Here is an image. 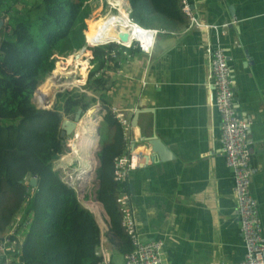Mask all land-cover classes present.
I'll list each match as a JSON object with an SVG mask.
<instances>
[{"label":"crops","instance_id":"1","mask_svg":"<svg viewBox=\"0 0 264 264\" xmlns=\"http://www.w3.org/2000/svg\"><path fill=\"white\" fill-rule=\"evenodd\" d=\"M187 2L201 26L190 25L185 17V23L173 31L159 29L162 32L154 38L149 54L135 47H117L115 52L120 53L110 64V88L104 99L115 118L116 113L122 114L129 125L123 132L121 155L137 146L130 141L140 140L149 146L153 136L173 155L167 161L152 155L154 160L148 167L125 178V193L129 194L141 241H162L169 264H241L246 251L233 194V173L219 146L220 117L208 97L207 49L217 46L226 51L234 81V104L250 124V189L264 228V0ZM124 7L129 11V0H124ZM223 24L228 26L222 28ZM211 26L220 27L222 32L216 33ZM83 59L89 65L88 76L90 50ZM84 76L80 73L78 78ZM87 76L76 87H83ZM135 113L136 125L132 127ZM97 137L95 170L99 167L98 153L103 143L111 140V131ZM88 140L83 141L86 146ZM71 155L76 159L72 151ZM19 237L22 245L23 235L19 233ZM107 248L117 249L110 241ZM18 264H24L19 257Z\"/></svg>","mask_w":264,"mask_h":264},{"label":"trees","instance_id":"2","mask_svg":"<svg viewBox=\"0 0 264 264\" xmlns=\"http://www.w3.org/2000/svg\"><path fill=\"white\" fill-rule=\"evenodd\" d=\"M97 1L0 0L3 25L0 31V236L21 215L17 233L23 235V241L18 256L24 264H98L100 261L96 255L99 226L52 165L68 152L66 138L60 135L63 119H71L78 109L84 114L96 101L105 112L101 130L111 131V140L103 143L98 153L95 197L109 218L110 243L123 255L132 249L116 205L118 195L128 188L126 183L113 178V160L125 147L123 127L104 99L110 88V64L115 63L119 46L89 48L91 69L83 89L92 95L78 90L58 94L54 110H38L31 102L35 90L53 70L50 75L62 77L61 64L55 67V54L66 56L77 52L85 39L89 47L97 46L88 42L92 27L99 21L88 18L94 9L92 3ZM110 2L119 4L117 15L127 19L121 3ZM185 17L181 0H129L130 20L145 29L173 31L185 23ZM89 49L77 53L74 65L70 63L67 68L77 78L80 73L86 74L88 64L83 58L89 56ZM111 52L115 53L114 59L109 57ZM106 66H109L107 70ZM55 84L57 92L76 83L66 80L64 84ZM50 90L46 88L42 92L46 99L37 95L38 105L52 104L55 92ZM32 177L37 180L35 188L29 184Z\"/></svg>","mask_w":264,"mask_h":264},{"label":"built area","instance_id":"3","mask_svg":"<svg viewBox=\"0 0 264 264\" xmlns=\"http://www.w3.org/2000/svg\"><path fill=\"white\" fill-rule=\"evenodd\" d=\"M116 1L124 7L123 0ZM108 5L115 10L120 7L119 4L113 5L109 2ZM181 10L190 21V25L201 26L193 15L187 0H181ZM128 21L131 26L137 28L140 38L131 39L130 36L128 44L121 43L120 41L112 43L124 48L135 47L139 51L149 54L154 45V38L162 31L142 28L134 24L130 18ZM211 28L215 29L216 27L211 26ZM103 45L91 46L90 48ZM207 54L209 57V80L211 83L208 97L209 102L220 117L221 133L219 146L225 157L226 166L233 173V194L239 217L240 232L246 251L244 261L241 264H264V228L259 217L257 201L252 196L250 189L252 172L250 165V124L236 110L234 104V81L226 51L217 46L209 47ZM115 115L123 127V131L126 132L129 126L128 122L123 118L122 114L116 113ZM130 143L132 145L137 143V146L129 150L127 154L120 155L113 160V178L116 182H124L128 173L144 169L151 164L152 153L150 147L140 142V140H136L135 142L130 141ZM69 149L71 150V148ZM70 155L71 151L69 152ZM64 158L61 162H65ZM75 163H77V168L69 171L70 174L66 176L64 183L74 190L80 204L95 215L90 208L84 205L87 202L85 200V191L83 197H81L79 194L80 189L76 188L77 186L79 187L78 182L72 181L73 176L77 177V180L79 177L77 172L79 164L76 159ZM58 169L60 170L61 168ZM129 199V194L125 192L116 198V205L121 215V227L127 235L132 248L130 252L124 255L123 264H169L162 241H150L148 243L141 241L135 228ZM20 218L21 215L16 216L15 222H13L10 229L0 236V264H18V254L21 251V241L17 233ZM106 233H108V227L104 226V231L101 229L100 242L96 252V255L100 257L98 264H112L111 254L107 248L109 240L105 236Z\"/></svg>","mask_w":264,"mask_h":264},{"label":"rangeland","instance_id":"4","mask_svg":"<svg viewBox=\"0 0 264 264\" xmlns=\"http://www.w3.org/2000/svg\"><path fill=\"white\" fill-rule=\"evenodd\" d=\"M108 2H109V0H108ZM108 2H107V0H98L97 1V4L92 3V6L94 7V9H93L92 13L89 15L88 18L93 17L94 19H98L99 21L97 23H99L100 22V18H102V17L104 18L106 16L109 17V16H112V15L113 16L117 15L119 9H116V10L115 9H112L108 5ZM123 2H124V0H123ZM113 5H116V4L113 3ZM123 8H125V7H123ZM124 10L126 11V9H124ZM87 20H85V21L87 22ZM85 21H84V23H85V26L87 27V24H86ZM97 23L92 27L91 33H92L93 28L97 25ZM2 27H3V25L1 24L0 25V31H1ZM85 30H86V28H85ZM84 31H83V35H84ZM91 33H90V35H91ZM90 35H89V37H90ZM88 40H90V39H88ZM92 42H89V43L92 44V45H97L96 42H95V40L92 41ZM72 54H68L66 56H59V55L57 56V55H55V58H56L55 67H56L57 64H61V66H60V71H61V74H62V77L61 78L62 79L68 78V79H66L67 81H74L76 83L71 88H68V89H72L71 91H66L65 90L64 92H72V91H75V90H78L80 92H83L85 90L82 89V88H84L85 85L83 87H76L77 85L83 83V81L80 80L81 78H78L77 79L75 73L68 72V70H67L69 64L70 63H73V65H74V60L78 58V56L76 55L77 53H75L73 55V57H72ZM78 64H84V63H78ZM88 67H89V65H88ZM88 67H87V69L85 71L86 72V76H87ZM86 76H84V79L86 78ZM57 80H59V78L57 79L54 76H53V78H47V79H45L44 82L39 85L40 88L38 87L39 88L38 91L40 92V94H37V95H39V97H40L42 95L43 90H45L46 88H51L50 91L56 92L57 86L54 84V82L55 83L56 82H59ZM66 80H64V81L61 80V82H59V83L64 84ZM85 83H86V81H85ZM59 101H61L60 98H59ZM90 110H94L95 111V112L93 111L94 113L93 112L91 113V116H93V118L96 119V121L94 123V127L92 126V131L95 132V137H96V144L94 145V148L91 149L93 151L96 148L97 143H98V137L97 136H99V134H100L101 137H104L105 134H106L105 128L103 130H101L102 117H103V115H104L105 112L102 111V107L99 105V102L96 101V103L89 110H87L84 113L83 117L77 123V124L82 125L83 126V129L86 128V125L84 124V121L88 118L87 114L89 113ZM75 133H76V131H75ZM75 133L73 132L72 134H70L69 136L66 137V145H67V148H68V152L66 153V155L62 156L57 161H53V163H52L53 169L59 173L60 179L63 182H65L66 176L70 174L69 171H73L75 168H77V166H76L77 163H75V159L73 158L72 155L69 156V152H70V149L69 148L71 147V145L74 142V138L76 136ZM90 137H92L91 134H90ZM77 146H79V145H75L74 147H77ZM63 158H64L65 162H61V160ZM58 168H61V169L59 170ZM84 180L85 179H80L79 181H81V183H84ZM97 185L98 184H97V180H96V176H95V172H94V176H93L92 180L89 181L87 183V185L84 187L85 200H87V201L88 200L95 201L96 203H98L99 205H101L96 200V197H95V191H96ZM76 188H79V187L77 186ZM102 210H103V212H102V219L103 220H101V221L98 222L97 217H95V216L94 217H95V219H96L97 224L99 225V227H101V229L104 231V226H107L108 227V223H107L108 219H107V215H106V213H105V211H104L103 208H102ZM102 222H103V224H102ZM110 254L112 256V263L113 264H123L124 263V255L122 253H120L116 248H111L110 249Z\"/></svg>","mask_w":264,"mask_h":264},{"label":"bare ground","instance_id":"5","mask_svg":"<svg viewBox=\"0 0 264 264\" xmlns=\"http://www.w3.org/2000/svg\"><path fill=\"white\" fill-rule=\"evenodd\" d=\"M109 3L113 4L110 2V0ZM127 35L129 36V38L131 36V39L140 38L137 28L131 26L127 19H125L124 17H120L118 15L115 16L112 15L109 17L106 16L104 18L103 17L100 18V22L97 23V25L93 28L89 39L92 41L95 40L97 45L109 44L118 40L124 41L125 44H128L129 40H126ZM67 90H71V89H67ZM37 98H38L37 94H35V102ZM93 111L94 110H90L89 113L87 114L88 118L84 121V124L86 125L85 129H83L82 125L76 124L74 129V133L76 131L75 144L74 145L72 144L71 147L72 154L76 157L77 162L79 164V169L77 170L79 175L78 180L77 177L75 178L73 176L72 181L75 180L78 182L80 189L79 194L81 197H83L84 195V187L87 185L89 181L92 180L91 177L94 176V168L96 165V158L93 155V151L91 150L92 148H94V145L96 144L95 132L92 131V126L94 127V123L96 121V119H94L93 116H91V113ZM90 134L92 135V137H90ZM88 137L90 143L88 146H86L87 144L85 145L83 141L85 138ZM75 145H79V146L74 147ZM80 179H85L84 183H81V181H79ZM84 205L90 208L95 213L98 222L103 220L102 219L103 210L101 205L91 200H88L86 203H84Z\"/></svg>","mask_w":264,"mask_h":264},{"label":"water","instance_id":"6","mask_svg":"<svg viewBox=\"0 0 264 264\" xmlns=\"http://www.w3.org/2000/svg\"><path fill=\"white\" fill-rule=\"evenodd\" d=\"M126 11H127V19L129 20V12H128V10H126ZM1 24H2V21L0 20V25ZM227 26H228L227 24H223L221 27L226 28ZM219 28L220 27L217 26L213 30H215L216 33L222 32V30H220ZM126 40H130L128 35H127ZM118 41H120L121 43H124V41H121V40H118ZM104 45H106V44H104ZM86 48H88V46L85 43L84 46L79 51H77L75 53L82 52ZM47 78H53V75H49ZM66 79H68V78H66ZM71 90L66 89V91H71ZM64 91L65 90H61V91L58 90L57 92L53 93L52 104L45 107L42 105H37L35 102V94H39V91L37 88L35 90L33 96H32L31 102L36 107V109H38V110H54L55 107L57 106V102H58V99H57L58 93L61 94L62 92L64 93ZM83 92H85L89 96L92 95L91 92H89V91H83ZM42 97H43V99H46L44 95H42ZM46 103H47V101H46ZM83 115L84 114H82V110L78 109L71 119L64 118L62 123H61V133H60L61 137L66 138L67 136L72 134L74 132L76 124L80 121V119L83 117ZM136 115H137V113H135L133 115V119L131 122L132 127H135V125H136V118H137ZM64 143H65V141H64ZM148 144H149V147L151 149L152 155H156L158 157L157 159L159 161H167V160L173 158V155L170 152V150L167 148V146L156 136L151 137V139L148 141ZM152 155H151V160H154V157ZM29 184L32 188H35L36 184H37L36 178L35 177L30 178Z\"/></svg>","mask_w":264,"mask_h":264},{"label":"clouds","instance_id":"7","mask_svg":"<svg viewBox=\"0 0 264 264\" xmlns=\"http://www.w3.org/2000/svg\"><path fill=\"white\" fill-rule=\"evenodd\" d=\"M85 36V35H84ZM85 38V37H84ZM85 41H86V39H85ZM86 43V42H85ZM109 44H114V43H109ZM109 44H107V45H109ZM104 46V45H103ZM118 46V45H117ZM91 49V48H90ZM89 49V50H90ZM75 53V52H74ZM124 132V131H123ZM71 151V150H70ZM94 172H95V170H94ZM69 187V186H68ZM71 188V187H70ZM72 189V188H71ZM80 203V202H79ZM81 205V204H80ZM82 206V205H81ZM83 207V206H82ZM101 207L103 208V206L101 205ZM84 208V207H83ZM85 209V208H84ZM104 209V208H103ZM90 212V211H89ZM91 213V212H90ZM93 216H95L94 214H93ZM96 217V216H95ZM99 226V225H98ZM99 229H100V233H101V228L99 227ZM107 234L108 233H106L105 234V236L107 237V239H108V236H107ZM109 240V239H108Z\"/></svg>","mask_w":264,"mask_h":264},{"label":"flooded vegetation","instance_id":"8","mask_svg":"<svg viewBox=\"0 0 264 264\" xmlns=\"http://www.w3.org/2000/svg\"><path fill=\"white\" fill-rule=\"evenodd\" d=\"M109 57H112V58L115 57V53H114V52H111V53L109 54ZM49 75H50V74H49ZM49 75H48V76H49Z\"/></svg>","mask_w":264,"mask_h":264}]
</instances>
